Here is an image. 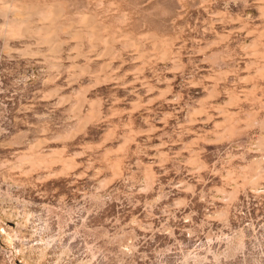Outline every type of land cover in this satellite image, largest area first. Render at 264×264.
<instances>
[{
	"label": "rangeland",
	"instance_id": "374dc122",
	"mask_svg": "<svg viewBox=\"0 0 264 264\" xmlns=\"http://www.w3.org/2000/svg\"><path fill=\"white\" fill-rule=\"evenodd\" d=\"M19 1L0 264H264V0Z\"/></svg>",
	"mask_w": 264,
	"mask_h": 264
},
{
	"label": "bare ground",
	"instance_id": "6f19581e",
	"mask_svg": "<svg viewBox=\"0 0 264 264\" xmlns=\"http://www.w3.org/2000/svg\"><path fill=\"white\" fill-rule=\"evenodd\" d=\"M49 5L50 3L40 5L32 1L0 0V38L6 44V39L24 38L33 35V32L38 33L42 29L43 31L39 32L40 35L37 36L38 42L47 41L48 43V41L54 40L51 35H54L55 32L57 35L58 28H61L54 21L58 14L61 15V10L55 11ZM58 7L57 9H59ZM75 35L79 36L80 33H75ZM52 42L50 43L52 44Z\"/></svg>",
	"mask_w": 264,
	"mask_h": 264
}]
</instances>
